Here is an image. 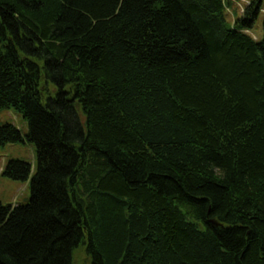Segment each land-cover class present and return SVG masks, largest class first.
<instances>
[{
	"label": "trees",
	"instance_id": "16d2710c",
	"mask_svg": "<svg viewBox=\"0 0 264 264\" xmlns=\"http://www.w3.org/2000/svg\"><path fill=\"white\" fill-rule=\"evenodd\" d=\"M262 4L0 0V264H264Z\"/></svg>",
	"mask_w": 264,
	"mask_h": 264
},
{
	"label": "rangeland",
	"instance_id": "374dc122",
	"mask_svg": "<svg viewBox=\"0 0 264 264\" xmlns=\"http://www.w3.org/2000/svg\"><path fill=\"white\" fill-rule=\"evenodd\" d=\"M230 6L227 9V17L230 23H233L238 16H242L245 8L251 0H229ZM263 21H264V0L262 11L255 21L253 28L248 33L256 40L263 37ZM11 123L18 127L23 133H28V123L23 119L22 115L14 109L0 110V126ZM23 160L29 162L33 171L37 169L36 148L31 143H17L0 146V201L6 205H15L17 203L30 202L31 190L29 182L12 181L2 174L6 164L11 160ZM28 202V203H29ZM85 244H81L74 250L73 264H91V258L86 253Z\"/></svg>",
	"mask_w": 264,
	"mask_h": 264
}]
</instances>
